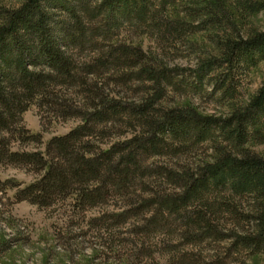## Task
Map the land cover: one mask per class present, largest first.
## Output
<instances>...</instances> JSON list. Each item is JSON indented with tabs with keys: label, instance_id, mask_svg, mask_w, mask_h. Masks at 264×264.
<instances>
[{
	"label": "trees",
	"instance_id": "1",
	"mask_svg": "<svg viewBox=\"0 0 264 264\" xmlns=\"http://www.w3.org/2000/svg\"><path fill=\"white\" fill-rule=\"evenodd\" d=\"M232 11L257 15L264 0L0 7V166L39 174L24 188L12 182L18 201L50 208L72 198L85 211L115 200L116 225L138 221V230L160 232L174 221L188 244L232 239L250 256L264 254V152L255 150L264 147V83L240 101L243 79L264 63V31L243 36ZM202 34L216 54L199 48ZM147 40L161 50L146 49ZM179 44L197 57L195 82L177 79L165 60V47ZM206 83L227 114L168 104L170 92L200 93ZM32 106L80 124L45 153L14 151L42 143L23 125Z\"/></svg>",
	"mask_w": 264,
	"mask_h": 264
},
{
	"label": "rangeland",
	"instance_id": "2",
	"mask_svg": "<svg viewBox=\"0 0 264 264\" xmlns=\"http://www.w3.org/2000/svg\"><path fill=\"white\" fill-rule=\"evenodd\" d=\"M18 6L19 0H0V7ZM232 15L243 36L264 31V12L246 16L232 11ZM194 40L199 48L217 53L208 35H198ZM188 47L182 44L176 48L165 47V60L170 68H178L176 78L184 77L189 84L195 82L192 76L197 57ZM145 48L161 50L160 44L152 40L145 42ZM263 83L264 63L243 79L240 101L255 96ZM135 90L130 93L131 97L139 96ZM167 102L169 105L190 103L206 115L221 116L229 112L220 106L219 94L207 83L200 93L186 88L179 93L170 92ZM79 124V120H53L32 106L23 115V125L30 134H40L42 143L15 144L13 150L45 153L53 138L67 135ZM255 150L263 154L264 147ZM38 178L39 174L30 168L0 166V264H264V254L250 256L241 247L236 248L232 239L188 244L181 239L183 229L174 221L160 232L142 229L143 234L137 228L141 224L138 221L116 225L110 219L119 211L115 200L107 206L85 211L77 208L72 198L50 208L19 202L14 184L24 188Z\"/></svg>",
	"mask_w": 264,
	"mask_h": 264
}]
</instances>
